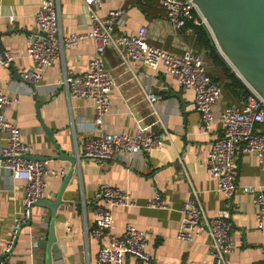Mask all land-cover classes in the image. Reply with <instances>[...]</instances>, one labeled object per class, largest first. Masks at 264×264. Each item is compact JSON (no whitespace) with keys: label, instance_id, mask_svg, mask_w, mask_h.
Listing matches in <instances>:
<instances>
[{"label":"crops","instance_id":"obj_1","mask_svg":"<svg viewBox=\"0 0 264 264\" xmlns=\"http://www.w3.org/2000/svg\"><path fill=\"white\" fill-rule=\"evenodd\" d=\"M41 2L0 0V40L15 57L10 67H0V88L17 100L7 107L5 117L23 129L24 142L34 147L32 155L47 157L51 168L65 169L66 175L71 163L60 154L80 159L54 218L57 239L63 243V257L70 264H97L101 241L92 233L97 225L95 198L98 186L107 182L127 189L136 203L112 209L111 229L121 236L126 225L131 224L146 232L147 249L153 257L143 264H213L208 236L201 234L193 242L177 236L181 207L194 188L199 191L207 215L217 214L225 205L226 198L217 190L216 180L207 173V157L212 140L223 133V111L229 106L244 107L247 98L224 87L226 80L222 73L206 62L219 77L223 94L214 108L212 132L203 134L194 89L183 88L163 68L153 70L137 60L125 63L117 50L108 48L103 62L116 86L112 89L111 111L104 127L116 134H135L140 126L148 127L162 135L164 145L138 154L129 162L111 160L101 166L94 164L79 156L84 141L94 134L93 103L72 98L59 86L65 77L63 65L57 62L47 67L36 84L24 80V72L34 66L26 55L27 36L37 29L34 14ZM115 7L127 11L128 20L120 27L125 33L134 35L141 26H146L150 44L167 52L198 50L194 32L189 29L174 32L159 0H106L98 11L104 14ZM60 16L64 33L88 30L84 0H61ZM65 54L66 68L80 75L88 69L95 54L94 43L84 39L67 48ZM150 94L161 98L150 105L147 98ZM45 127L53 131L52 136ZM4 143L5 135H0V146ZM236 161L239 185H264V158L261 161L255 154L239 151ZM0 175V255H4L15 231L14 220L24 209L25 185L24 180L14 179L10 171L0 170ZM64 177L47 176L43 198L55 199ZM157 191L167 200V208L148 205ZM233 198L231 235L235 246L227 264H264V233L256 225L253 197L238 187ZM51 219V209L33 205L31 224L22 225L15 233V244L7 256L10 264H45V251L40 245L47 241ZM134 262L130 256L126 264Z\"/></svg>","mask_w":264,"mask_h":264},{"label":"built area","instance_id":"obj_2","mask_svg":"<svg viewBox=\"0 0 264 264\" xmlns=\"http://www.w3.org/2000/svg\"><path fill=\"white\" fill-rule=\"evenodd\" d=\"M106 0H84L89 17L88 30L79 33H64L60 16L61 0H42L41 6L34 14L37 29L28 33L26 55L34 64L24 72V80L38 83L44 76V70L59 62L64 67L65 77L59 83L72 98L85 99L93 103L94 134L82 144L79 156L99 166L108 161L129 162L138 154L161 148L163 137L152 129L140 126L137 133H110L104 127V120L111 111L112 89L116 82L106 67L103 56L108 48L120 53L123 61H139L151 69H165L183 87L195 90V106L200 114V132L211 134L213 129L214 108L220 102L223 87L212 81L205 67L201 54L193 49L181 53L167 52L149 42L150 34L146 26L138 32L127 34L120 30L128 16L123 7L109 9L99 13ZM165 7L169 23L178 33L190 22L204 25L215 41L220 54L214 32L201 13L195 0H159ZM13 20V15H10ZM84 39L94 43V56L88 69L76 75L66 68L67 48L75 47ZM226 58V57H225ZM15 57L9 52L0 55V67L13 64ZM249 89L244 107L229 106L222 113L223 133L212 140L211 150L207 157V173L216 180V188L226 198L225 205L218 213L209 216L205 212L199 191L192 189L181 207V223L177 236L181 240L193 242L199 235L210 238V254L213 264H227L228 256L233 252L235 243L232 228V207L234 194L238 187L251 194L256 205V225L264 233V185H239L236 169V155L239 151L255 154L259 160L264 158V98L259 91L244 81ZM150 105H154L160 95H148ZM16 99L4 93L0 88V135H5V143L0 146V170L10 171L14 179L24 180V209L15 218V231L5 255L10 254L14 245L15 233L20 226L28 223L34 202L44 197L47 190V176L63 178L64 169H54L48 165V159L36 160L25 158L34 147L23 140V129L5 117V110ZM97 225L92 230L95 238L101 241L97 255V264H126L133 256L134 264H143L152 260L147 249L148 237L144 230L126 225L125 231L118 236L111 229V211L120 206H135L130 192L124 187L101 182L96 191ZM153 208H167L168 203L160 191L148 204ZM0 264H10L7 257Z\"/></svg>","mask_w":264,"mask_h":264},{"label":"water","instance_id":"obj_3","mask_svg":"<svg viewBox=\"0 0 264 264\" xmlns=\"http://www.w3.org/2000/svg\"><path fill=\"white\" fill-rule=\"evenodd\" d=\"M195 1L214 32L218 47L225 54L226 58L224 56L223 58L227 66L233 69L243 81L259 91L264 98V0ZM216 49L218 50L217 46ZM5 52L6 48L0 40V55H4ZM14 74L19 76L16 72ZM45 128L52 136L53 131L48 127ZM64 156L70 161L71 168L64 177L57 197L53 200L42 197L34 202V205L47 207L52 211L47 241H43L40 245L45 251V264H70V261L63 257V243L57 239L54 218L57 209L63 203L64 189L73 177L76 164L80 159L76 156L60 154V157ZM27 157L36 160L47 158L32 154H27L25 158ZM1 159L2 156H0ZM28 224H31L30 218ZM7 256L8 254L0 255V260Z\"/></svg>","mask_w":264,"mask_h":264},{"label":"trees","instance_id":"obj_4","mask_svg":"<svg viewBox=\"0 0 264 264\" xmlns=\"http://www.w3.org/2000/svg\"><path fill=\"white\" fill-rule=\"evenodd\" d=\"M185 29L192 30V32H194L195 34V45L198 49V52L196 51V53H204L203 57L205 63H211L212 67L215 70H218L222 73L223 78L226 80L224 87L240 93L242 97L246 99L249 94L248 87H246L243 80L235 73V71L227 66L223 56L216 49L215 41L212 37L211 32H209V30L204 25H197L192 22L187 24V26H185L179 32ZM205 67L212 81L220 84L219 77H217L216 73L208 68L209 66L207 64Z\"/></svg>","mask_w":264,"mask_h":264},{"label":"rangeland","instance_id":"obj_5","mask_svg":"<svg viewBox=\"0 0 264 264\" xmlns=\"http://www.w3.org/2000/svg\"><path fill=\"white\" fill-rule=\"evenodd\" d=\"M205 66H206V63H205Z\"/></svg>","mask_w":264,"mask_h":264}]
</instances>
